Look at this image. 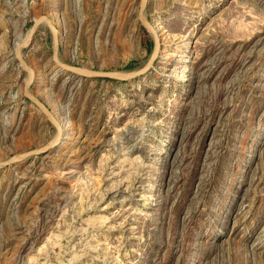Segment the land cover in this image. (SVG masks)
<instances>
[{
	"label": "rangeland",
	"instance_id": "374dc122",
	"mask_svg": "<svg viewBox=\"0 0 264 264\" xmlns=\"http://www.w3.org/2000/svg\"><path fill=\"white\" fill-rule=\"evenodd\" d=\"M142 4L0 0V264H264V0H146L91 74Z\"/></svg>",
	"mask_w": 264,
	"mask_h": 264
},
{
	"label": "water",
	"instance_id": "95a60500",
	"mask_svg": "<svg viewBox=\"0 0 264 264\" xmlns=\"http://www.w3.org/2000/svg\"><path fill=\"white\" fill-rule=\"evenodd\" d=\"M145 1L146 0H143V4L141 6V12H140V18L141 20L143 21V23L145 24V26L149 29V31L154 34L156 33L155 30L153 29L154 27L148 23L147 21H145L143 18H142V11L144 9V6H145ZM44 20L48 23V25L51 27L52 29V32L54 33V36H55V54H54V58L57 62V64L64 70H67V71H70L72 73H76V74H90L91 72L89 71H86V70H82V69H74V68H71V67H68L66 65H64L63 63H61L59 60H57V49H58V38H57V34H56V31H55V28L53 27V25L51 24V22L47 19V18H44ZM39 24V21H37L34 26H33V29H32V34L35 32V30L37 29V26ZM156 35V34H155ZM158 52H159V43L158 41H156V44H155V49H154V52H153V55L149 61V64L147 66L146 69L142 70V71H139L135 74H121V73H111V72H92L91 74H94V75H99V76H103V77H109V78H117V79H126V78H131V77H134V76H139L141 74H143L147 69L148 67H150L157 55H158ZM32 100H34L35 102H37L40 107L45 111V113L48 115V117L54 122L56 123L53 115L51 114V112L40 102L38 101L37 99L33 98V97H30ZM46 149H42L40 151H34V152H30L28 153V155H32V154H35V153H38V152H42V151H45Z\"/></svg>",
	"mask_w": 264,
	"mask_h": 264
},
{
	"label": "bare ground",
	"instance_id": "6f19581e",
	"mask_svg": "<svg viewBox=\"0 0 264 264\" xmlns=\"http://www.w3.org/2000/svg\"><path fill=\"white\" fill-rule=\"evenodd\" d=\"M153 29L155 30L156 33H154V34L151 33V34L154 35V37H156V40L158 41L159 40L158 39L159 38V34H158V32H157V30L155 28H153ZM133 74H135V73H133ZM60 128H61V126H60ZM61 129L63 130V128H61ZM57 143H58V138H56L55 140H53L48 146L51 148V147H54ZM49 147H47V148H49ZM47 148H44V149H47Z\"/></svg>",
	"mask_w": 264,
	"mask_h": 264
}]
</instances>
